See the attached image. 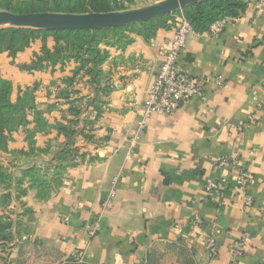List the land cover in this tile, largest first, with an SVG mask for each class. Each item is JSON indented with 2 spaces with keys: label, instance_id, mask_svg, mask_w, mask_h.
<instances>
[{
  "label": "crops",
  "instance_id": "obj_1",
  "mask_svg": "<svg viewBox=\"0 0 264 264\" xmlns=\"http://www.w3.org/2000/svg\"><path fill=\"white\" fill-rule=\"evenodd\" d=\"M110 1L129 10L162 0ZM239 1L221 33L194 31L176 61L193 77H219L221 85L209 84L202 98L170 115H152L138 133L146 93L173 34L170 20L148 37L125 31L123 45L100 43L107 55L95 84L85 69L68 84L78 65L72 60L21 69L43 42L54 47L52 36L15 56L0 54V83L26 92L11 111L12 138L0 148V165L15 163L16 177L55 163L69 129L78 150L47 198L27 180L18 200L13 185L6 189L12 200L0 218L12 226L0 241V264H186L187 258L232 264V244L242 236L244 250L234 264H264V4ZM230 154L251 176L245 192L235 188V168L216 165ZM223 178L227 190L211 202L205 186ZM3 193L0 188V199ZM93 220L99 228L88 238L85 226ZM210 236L215 256L206 251Z\"/></svg>",
  "mask_w": 264,
  "mask_h": 264
},
{
  "label": "trees",
  "instance_id": "obj_2",
  "mask_svg": "<svg viewBox=\"0 0 264 264\" xmlns=\"http://www.w3.org/2000/svg\"><path fill=\"white\" fill-rule=\"evenodd\" d=\"M16 0H0V5L3 6L0 11H8L14 14H27V13H42V12H53V13H74V14H85V13H106L112 12L116 5H112L110 0H77V2H71L65 4L64 10L47 9L46 5L51 0H27L22 2H15ZM241 2L239 0H205L193 5L187 6L182 9L184 15L189 21L193 31L197 33H205L212 22L218 18L224 16H230L235 13V9L241 8ZM74 6V8H73ZM82 7H86L88 10H81ZM122 7V6H118ZM125 10L124 8L118 10ZM171 20L170 15L158 17L146 22L137 24H131L123 26V32L131 31L141 34L145 37L151 36L157 28L169 27L168 21ZM172 24V20L170 21ZM120 29H103L92 33L89 30H60V31H46L41 29L24 28V27H0V54L8 53L10 56L23 52L27 49L31 43L40 38L42 41L47 36L54 38V47L49 49L45 42H43L40 54L35 55L34 59L29 65L22 66L27 71H42L47 67H54L55 65H64L69 61H74L78 65L75 68L72 78L67 80L68 84H71L75 77L85 69V74L89 75L90 82L96 83L101 75L98 65H100L106 58V52H102L99 49V44L105 42L106 44H121L123 45V33L116 34L108 37L110 31ZM109 31V32H107ZM110 38V41L108 40ZM105 93L106 89H102ZM26 92L21 96H17L15 101L12 98V84L9 81H2L0 83V148H6L7 143L11 140V111L16 106L17 102H20L25 97ZM76 131L66 130L65 134V145L64 148L57 153L55 156V165L52 162H47L43 168H29L21 172V178L16 180L11 174L6 173V169L0 165V183L5 182L9 187L6 189L13 188L18 190L17 199L25 194V190L22 189L21 185L23 179L32 174L30 187L38 190V196L41 199L47 198L50 191L57 188L61 184V176L66 167L71 165L72 158L75 157L78 152L77 148H72L74 145V136ZM80 134H84L83 131ZM85 137H88L84 134ZM76 152V153H75ZM67 161V163H64ZM51 165L52 167H49ZM50 170H54L53 178L45 175ZM42 174L40 181H37V175ZM36 176V177H35ZM3 179V180H2ZM36 182L38 184H36ZM54 184V185H53ZM52 186V187H51ZM4 201L9 204L12 200L11 193L3 196ZM7 200V201H6ZM12 222L7 220L0 222V241L8 240L9 233L7 231L11 229Z\"/></svg>",
  "mask_w": 264,
  "mask_h": 264
},
{
  "label": "built area",
  "instance_id": "obj_3",
  "mask_svg": "<svg viewBox=\"0 0 264 264\" xmlns=\"http://www.w3.org/2000/svg\"><path fill=\"white\" fill-rule=\"evenodd\" d=\"M259 1L264 4V0ZM170 17L172 20L173 34L165 51L164 59L156 71L154 81L146 93L142 107V115L138 121L137 133L145 128L147 120L152 115H170L186 105L192 98H202L204 91L209 84L213 83L218 86L221 85L219 77H193L191 74L176 65L179 55L186 48L188 36L194 31L182 10L171 13ZM227 21V16L218 18L211 23L205 34L209 37L217 36L225 28ZM260 105L261 103L258 102L257 107L259 108ZM248 121L252 122L253 118L250 117ZM134 138H136V134ZM216 165L218 167L231 166L235 168L237 171L235 188L244 192L246 191V188L252 181L251 176L243 167H241L239 164V158L236 154L221 156L217 160ZM116 182L117 178H114L112 180V189L110 192L111 199L115 197ZM225 190H227V181L224 178L209 182L205 186L206 196L211 202H215L221 197ZM244 201L246 206L251 205V196L245 194ZM194 223L196 226L202 225L200 219H196ZM98 228V220H93L91 224H87L85 226V231L88 238H93L96 235ZM244 245V236L232 244V264H234L235 260L242 255ZM205 247L210 256H215L217 253V244L213 236L207 238Z\"/></svg>",
  "mask_w": 264,
  "mask_h": 264
},
{
  "label": "water",
  "instance_id": "obj_4",
  "mask_svg": "<svg viewBox=\"0 0 264 264\" xmlns=\"http://www.w3.org/2000/svg\"><path fill=\"white\" fill-rule=\"evenodd\" d=\"M205 0H162L141 8L106 13H27L0 11V27H24L46 31L89 30L92 33L146 22Z\"/></svg>",
  "mask_w": 264,
  "mask_h": 264
},
{
  "label": "rangeland",
  "instance_id": "obj_5",
  "mask_svg": "<svg viewBox=\"0 0 264 264\" xmlns=\"http://www.w3.org/2000/svg\"><path fill=\"white\" fill-rule=\"evenodd\" d=\"M22 1H27V0H16L15 2H22ZM80 1H83V0H80ZM71 2H77V3H79L80 4V2H78L77 0H51L50 2H48V4L46 5V8L47 9H57V10H64V8H65V4H69V3H71ZM1 6V5H0ZM3 6H1V8H2ZM73 8H74V6H73ZM121 8H123V7H118V6H115L113 9H115V10H113L112 12H115V11H122V10H118V9H121ZM81 10H83V11H86V10H88L86 7H82L81 8ZM170 15V14H169ZM168 15V16H169ZM171 21V20H170ZM107 32H109V31H107ZM114 33H116L117 35L118 34H121V33H123V27H120V29H117V30H114V31H110L109 33H108V37H110V36H112ZM109 41H110V38L108 39ZM21 69H23L22 67H21ZM22 93H24V90H21V89H15L14 87H13V85H12V95L13 94H16V97L17 96H21L22 95ZM11 138H12V136H11ZM75 141H74V145H73V147L72 148H77V147H75V144H76V141H77V139H74ZM7 147V146H6ZM76 153V152H75ZM77 155H78V153H76ZM22 156V152L21 151H19V152H15L14 153V158L16 159V161H17V159H18V157H21ZM76 156V155H75ZM82 156V155H81ZM80 156V157H81ZM64 163H67V161H65ZM52 165H55V163H52ZM16 167V164L15 163H13L12 165H6V166H4V168L6 169V173H8V174H11L16 180H19L20 178H21V176H18V175H16V177H15V175H14V173H13V169ZM49 167H52L51 165H49ZM38 168V167H37ZM53 172H54V170L52 171V170H50L49 172H47L46 174H43V176L45 175V177H46V179L48 178V177H50V178H53V176H54V174H53ZM42 177V174H40V175H37V181L39 180L40 181V177ZM36 177V176H35ZM29 178H32V174H30V175H28V176H26L23 180H27L28 182L30 181L31 182V180H29ZM49 179V178H48ZM3 180V179H2ZM7 179H5L4 181L5 182H3V183H0V188L4 191V193H3V195L1 194V199H0V213L2 212V211H5V209L10 205V202H9V204L7 203V202H5L4 200V198H3V196L4 195H6V194H8L7 192V190H6V188L7 187H9L8 186V184L6 185V183H7V181H6ZM24 182V181H23ZM36 184H38L37 182H36ZM54 185V184H53ZM52 187V186H51ZM18 189V188H17ZM16 189V194H15V197L14 198H16L17 199V196H18V190ZM7 201V200H6ZM8 219H6L5 220V216L4 215H2V217L0 218V222H5V221H7ZM154 260H152V262H153ZM152 262H151V264H152ZM186 264H192L191 263V261H190V259H186Z\"/></svg>",
  "mask_w": 264,
  "mask_h": 264
}]
</instances>
